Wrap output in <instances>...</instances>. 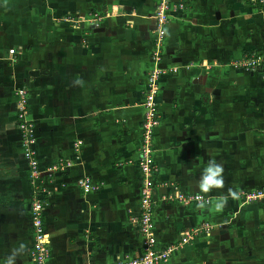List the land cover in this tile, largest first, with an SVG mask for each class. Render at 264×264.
Returning a JSON list of instances; mask_svg holds the SVG:
<instances>
[{"label": "crops", "instance_id": "obj_1", "mask_svg": "<svg viewBox=\"0 0 264 264\" xmlns=\"http://www.w3.org/2000/svg\"><path fill=\"white\" fill-rule=\"evenodd\" d=\"M173 2L182 8L165 25L159 65L176 71L159 77L151 141L155 246L198 229L162 264H264V200L240 194L264 187V81L232 65L264 52V1ZM155 3L0 0V264L21 243L27 251L15 264H32L18 88L26 91L44 169L46 264H107L138 254L136 162ZM210 159L223 165L225 187L202 193L197 182ZM66 160L71 166L45 171ZM83 176L98 188L83 193L76 183ZM175 192L209 202L163 199Z\"/></svg>", "mask_w": 264, "mask_h": 264}, {"label": "built area", "instance_id": "obj_2", "mask_svg": "<svg viewBox=\"0 0 264 264\" xmlns=\"http://www.w3.org/2000/svg\"><path fill=\"white\" fill-rule=\"evenodd\" d=\"M251 4L263 2L264 0H245ZM182 8L180 2L173 0H156L152 17L154 19V27L151 29L152 47L150 51L151 68L148 70L145 79V89L142 100L143 117L140 127V140L137 148V168L140 172V189L139 200L137 207V215L134 220L137 224V230L140 236V250L138 254L132 257L124 256L107 264H162L168 260L170 255L182 244L188 242L198 229L185 231L179 241L173 245H167L163 248H156V238L154 234V225L152 220L153 210V189L155 187L152 176L157 170L156 165L152 160V133L159 121L157 113V103L155 100L159 90L158 80L161 74L174 72L176 67L168 68L160 67L162 58V44L165 35V25L171 18L172 14ZM9 53L13 49L8 50ZM236 68L246 72H257L264 81V52H248L239 59L232 62ZM16 94V128L20 135L22 158L26 162L27 175L32 188V199L29 204V226L31 230V246L28 250V257L32 264H46V259L49 254V237L43 226V211L46 205V188L39 185L38 177L43 172L40 169L36 157L34 126L31 119L28 117L27 95L24 88L15 90ZM81 141L75 140L72 147L75 152H78ZM75 158L78 159V154ZM71 161H58L55 164L45 168V171L51 172L54 170H63L71 166ZM83 193L96 190L98 185L92 183L87 176L76 181ZM246 201L264 200V188H257L247 192H240ZM175 199L182 204L195 202L201 204L209 202L207 196L202 194L184 195L175 192L173 196L163 197V199ZM84 264H89L88 262Z\"/></svg>", "mask_w": 264, "mask_h": 264}, {"label": "clouds", "instance_id": "obj_3", "mask_svg": "<svg viewBox=\"0 0 264 264\" xmlns=\"http://www.w3.org/2000/svg\"><path fill=\"white\" fill-rule=\"evenodd\" d=\"M79 83V82H77ZM224 168L223 165L218 163L215 159L208 160L206 166L203 168L199 181L197 182V186L202 193H208L213 189H223L225 187L224 180ZM229 194L235 198L236 193L232 191L230 188ZM226 197L222 201L226 203ZM205 202H201V206H203ZM27 251V246L24 243H21L18 248H14L10 255H8L5 259V264H15L16 258L25 254Z\"/></svg>", "mask_w": 264, "mask_h": 264}, {"label": "trees", "instance_id": "obj_4", "mask_svg": "<svg viewBox=\"0 0 264 264\" xmlns=\"http://www.w3.org/2000/svg\"><path fill=\"white\" fill-rule=\"evenodd\" d=\"M252 52H254V51H252ZM257 52V51H256ZM257 188H264V187H257ZM257 188H253V189H257ZM253 189H247V190H243L244 192H247V191H249V190H253Z\"/></svg>", "mask_w": 264, "mask_h": 264}, {"label": "rangeland", "instance_id": "obj_5", "mask_svg": "<svg viewBox=\"0 0 264 264\" xmlns=\"http://www.w3.org/2000/svg\"><path fill=\"white\" fill-rule=\"evenodd\" d=\"M252 72H254V71H252ZM243 196V195H242Z\"/></svg>", "mask_w": 264, "mask_h": 264}]
</instances>
